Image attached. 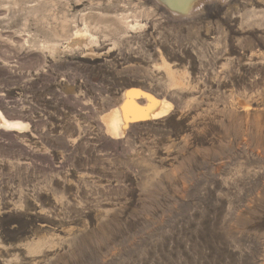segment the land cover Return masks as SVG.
<instances>
[{"label": "rangeland", "instance_id": "1", "mask_svg": "<svg viewBox=\"0 0 264 264\" xmlns=\"http://www.w3.org/2000/svg\"><path fill=\"white\" fill-rule=\"evenodd\" d=\"M0 264H264V0H0Z\"/></svg>", "mask_w": 264, "mask_h": 264}, {"label": "bare ground", "instance_id": "2", "mask_svg": "<svg viewBox=\"0 0 264 264\" xmlns=\"http://www.w3.org/2000/svg\"><path fill=\"white\" fill-rule=\"evenodd\" d=\"M170 1H172V0H170ZM185 1H187V0H174L175 3H177V2L184 3ZM186 8H188V7H186ZM187 10H189V8ZM133 95L135 98L132 97L129 100L130 101L128 104L129 105L128 106L129 107V111H128L129 114L127 113V115L125 117V122L118 118V116H117L118 114L112 113L109 116L108 120H109V127H110L111 131L116 132L117 129H120L121 121L124 122V130H125L128 127L129 121H132V120L151 121V120L159 119V118H161L167 114V112H168V110L166 109L167 104L164 101L155 100V102H154L150 99L149 95L144 94L147 96V98H146L147 99V101H146L147 105H146V107H139L140 105L136 103V99H140L141 93H139V91L133 92Z\"/></svg>", "mask_w": 264, "mask_h": 264}]
</instances>
